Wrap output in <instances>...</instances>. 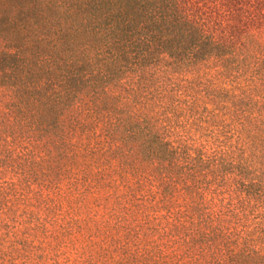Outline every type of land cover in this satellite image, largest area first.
Masks as SVG:
<instances>
[{
  "label": "trees",
  "instance_id": "1",
  "mask_svg": "<svg viewBox=\"0 0 264 264\" xmlns=\"http://www.w3.org/2000/svg\"><path fill=\"white\" fill-rule=\"evenodd\" d=\"M262 29L264 0H0V147L16 166L39 147L82 192L101 190L98 203L130 202L148 169L154 209L181 225L166 232L176 264H264V167L182 148L121 92L161 63L245 53ZM158 89L145 99L162 101ZM225 186L244 198L225 202Z\"/></svg>",
  "mask_w": 264,
  "mask_h": 264
},
{
  "label": "rangeland",
  "instance_id": "2",
  "mask_svg": "<svg viewBox=\"0 0 264 264\" xmlns=\"http://www.w3.org/2000/svg\"><path fill=\"white\" fill-rule=\"evenodd\" d=\"M245 37L250 44L245 53L186 68L161 63L152 81L124 84L121 92L131 98L135 111L150 117L182 148L217 153L223 164L253 156L264 167V29ZM161 82L162 101L146 100ZM132 85L136 89L129 95L125 89ZM3 111L0 90V119ZM36 150L16 166L22 160L0 147V207L5 211L0 264H176L174 251L180 244L166 232L181 225L154 209L159 200L150 170L142 172L130 202L98 203L94 198L101 190L82 192L70 175L56 172L55 164ZM221 189L225 202L244 198L226 186ZM256 220L250 208L244 221Z\"/></svg>",
  "mask_w": 264,
  "mask_h": 264
}]
</instances>
